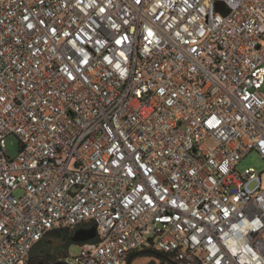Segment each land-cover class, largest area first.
I'll return each mask as SVG.
<instances>
[{"label": "built area", "instance_id": "built-area-1", "mask_svg": "<svg viewBox=\"0 0 264 264\" xmlns=\"http://www.w3.org/2000/svg\"><path fill=\"white\" fill-rule=\"evenodd\" d=\"M251 151L264 0H0V264L94 225L66 264H264Z\"/></svg>", "mask_w": 264, "mask_h": 264}, {"label": "rangeland", "instance_id": "rangeland-1", "mask_svg": "<svg viewBox=\"0 0 264 264\" xmlns=\"http://www.w3.org/2000/svg\"><path fill=\"white\" fill-rule=\"evenodd\" d=\"M6 147L8 154L11 157H15L19 151H20V140L19 137L15 134H9L6 137ZM247 167H255L258 171H264V157L259 154L257 151H251L249 154H247L238 164L239 170H244ZM20 190L17 191V194H20ZM53 246L57 248V252L59 253L60 257H65L66 249L65 245L62 240L54 239ZM81 252V245L80 243L73 242L69 249H68V255L70 257H73L75 255H78ZM182 264H201L196 259L189 257V255H184L182 259L178 260ZM160 264V260L156 259L153 256H150L148 254H138L134 257L131 264Z\"/></svg>", "mask_w": 264, "mask_h": 264}, {"label": "trees", "instance_id": "trees-1", "mask_svg": "<svg viewBox=\"0 0 264 264\" xmlns=\"http://www.w3.org/2000/svg\"><path fill=\"white\" fill-rule=\"evenodd\" d=\"M74 232H75V230L70 229V228L55 229L50 233V236L63 241V243L65 245V249H66V254L68 255V249H69L70 245L74 242L72 240ZM155 252L156 253H152L150 251H143V252L132 253L130 255V258H129V260L131 259L129 264H131V262L133 261V259L136 255L141 254V253L148 254L150 256L155 257L156 259H159L160 264H182L181 262L178 261V260L182 259V257H179L175 253H168L165 251H155ZM154 264H155V262H154Z\"/></svg>", "mask_w": 264, "mask_h": 264}, {"label": "flooded vegetation", "instance_id": "flooded-vegetation-1", "mask_svg": "<svg viewBox=\"0 0 264 264\" xmlns=\"http://www.w3.org/2000/svg\"><path fill=\"white\" fill-rule=\"evenodd\" d=\"M84 228V227H81ZM51 236L43 239L31 253L28 264H66L53 245Z\"/></svg>", "mask_w": 264, "mask_h": 264}, {"label": "water", "instance_id": "water-1", "mask_svg": "<svg viewBox=\"0 0 264 264\" xmlns=\"http://www.w3.org/2000/svg\"><path fill=\"white\" fill-rule=\"evenodd\" d=\"M97 236V226L94 225L90 228H78L75 230L72 240L76 243H81L83 241H88ZM152 253H156L155 251H150ZM189 257L194 258L189 255ZM195 259V258H194ZM131 260V259H130ZM129 260V262H130ZM128 262V264H129Z\"/></svg>", "mask_w": 264, "mask_h": 264}]
</instances>
